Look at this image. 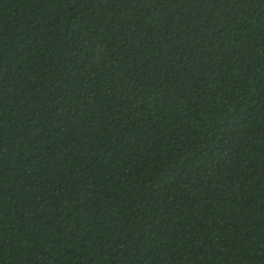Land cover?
I'll return each instance as SVG.
<instances>
[{
  "label": "trees",
  "instance_id": "16d2710c",
  "mask_svg": "<svg viewBox=\"0 0 264 264\" xmlns=\"http://www.w3.org/2000/svg\"><path fill=\"white\" fill-rule=\"evenodd\" d=\"M0 264H264V0H0Z\"/></svg>",
  "mask_w": 264,
  "mask_h": 264
}]
</instances>
